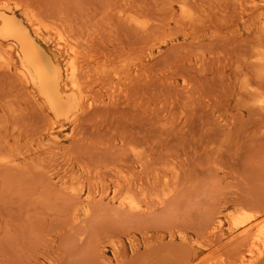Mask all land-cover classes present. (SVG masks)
Returning a JSON list of instances; mask_svg holds the SVG:
<instances>
[{
	"label": "rangeland",
	"instance_id": "1",
	"mask_svg": "<svg viewBox=\"0 0 264 264\" xmlns=\"http://www.w3.org/2000/svg\"><path fill=\"white\" fill-rule=\"evenodd\" d=\"M6 1L22 20L26 3L66 20L98 56L128 63L122 80L94 82L96 103L77 121L59 119L20 82L0 37V106L17 109L0 117V154L15 160L0 161V264L234 256L242 239L227 220L216 234L211 224L218 211L264 205V110L247 87L264 92L252 63L264 52V0ZM129 191L141 208L120 201Z\"/></svg>",
	"mask_w": 264,
	"mask_h": 264
},
{
	"label": "bare ground",
	"instance_id": "2",
	"mask_svg": "<svg viewBox=\"0 0 264 264\" xmlns=\"http://www.w3.org/2000/svg\"><path fill=\"white\" fill-rule=\"evenodd\" d=\"M9 3L6 0H4V3L0 1V37L6 40L10 48L8 49L11 52L16 51L20 61L16 68L18 69L20 82L29 89V93L36 97L40 104L46 105L48 110L57 118H70L77 121L79 115L86 108H90L96 103L92 89L95 81L114 78L123 79L121 68L126 67L128 63L126 59L116 60V56L112 57L110 54L98 56L93 50L94 48L92 49L90 38L78 37L79 34L77 35L76 32L74 34V26L72 28L66 20L64 22L60 17L58 19L61 20L44 17L39 14L35 7L26 2V8L24 9L26 10V20H22L11 8L13 6H9ZM14 3L16 4V2ZM181 8L185 16L191 17L193 15L185 3L182 4ZM125 18L130 23L133 22L141 27L142 30L147 26V22L140 16L131 15L125 16ZM76 26L78 27V24ZM82 27L83 25L81 29ZM45 32H47V35H45ZM50 41L55 43L51 52L43 50L39 45V43ZM1 51L0 49V60L4 61L7 57ZM253 58L252 63L257 66L256 74L258 76L263 75L264 52L258 51ZM99 59L103 61L102 64ZM95 73L98 74V77L93 79ZM247 87L248 90L255 92L252 104L264 110V92L252 90L251 83H247ZM9 112L17 114V109L12 104H8V109L4 104L2 107L0 106L1 118L7 116ZM49 133L53 136L54 141H59V136L55 135L52 128H50ZM220 146H222V143ZM208 150L212 160L215 154L213 140H210ZM0 161L14 162L15 160L12 155L0 154ZM117 193L118 190L115 189L113 197ZM120 201L132 209L141 208L140 203L131 191L127 192ZM259 205L255 204L254 207L243 206L230 215H224L223 212L218 211L211 224V233L222 232L225 226L224 222L227 220L232 238H241L243 246L241 245L242 248H238L232 257L221 258V255L215 257L218 259L207 257L203 260L204 262L208 261L206 264H260L263 261L264 205H261V203ZM200 254L195 253L185 257L183 264H193Z\"/></svg>",
	"mask_w": 264,
	"mask_h": 264
}]
</instances>
